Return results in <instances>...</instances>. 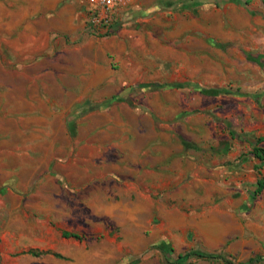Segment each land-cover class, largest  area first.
Wrapping results in <instances>:
<instances>
[{
    "label": "crops",
    "instance_id": "crops-1",
    "mask_svg": "<svg viewBox=\"0 0 264 264\" xmlns=\"http://www.w3.org/2000/svg\"><path fill=\"white\" fill-rule=\"evenodd\" d=\"M86 1L0 0V264L264 258V0Z\"/></svg>",
    "mask_w": 264,
    "mask_h": 264
},
{
    "label": "built area",
    "instance_id": "built-area-1",
    "mask_svg": "<svg viewBox=\"0 0 264 264\" xmlns=\"http://www.w3.org/2000/svg\"><path fill=\"white\" fill-rule=\"evenodd\" d=\"M130 0H87L86 15L89 34L107 36L116 31V26H124L119 18L128 10Z\"/></svg>",
    "mask_w": 264,
    "mask_h": 264
},
{
    "label": "trees",
    "instance_id": "trees-1",
    "mask_svg": "<svg viewBox=\"0 0 264 264\" xmlns=\"http://www.w3.org/2000/svg\"><path fill=\"white\" fill-rule=\"evenodd\" d=\"M264 140L263 137L257 138L256 142L253 144L252 149H251V154L253 156V158H255L256 160L259 161L258 165H255V169L259 171V169H261L264 166V148L258 146V144L260 142H262ZM264 189V181L263 179H259L256 184H255V188L253 191V196H257L259 195L262 190ZM192 256H197L198 258H203L204 256L199 254V253H191ZM190 256V254L188 255ZM260 263H264V258H251L249 259L246 263H241V264H260Z\"/></svg>",
    "mask_w": 264,
    "mask_h": 264
},
{
    "label": "rangeland",
    "instance_id": "rangeland-1",
    "mask_svg": "<svg viewBox=\"0 0 264 264\" xmlns=\"http://www.w3.org/2000/svg\"><path fill=\"white\" fill-rule=\"evenodd\" d=\"M263 203H264V201H263ZM260 264H264V263H260Z\"/></svg>",
    "mask_w": 264,
    "mask_h": 264
}]
</instances>
